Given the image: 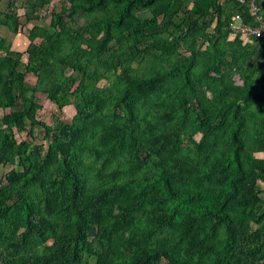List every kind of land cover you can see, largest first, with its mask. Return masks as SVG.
Segmentation results:
<instances>
[{"label": "trees", "instance_id": "trees-1", "mask_svg": "<svg viewBox=\"0 0 264 264\" xmlns=\"http://www.w3.org/2000/svg\"><path fill=\"white\" fill-rule=\"evenodd\" d=\"M65 1L27 2L26 62L0 35V264H264V52L232 28L258 1ZM3 16L19 33L15 0ZM28 75L73 113L37 142Z\"/></svg>", "mask_w": 264, "mask_h": 264}, {"label": "rangeland", "instance_id": "rangeland-1", "mask_svg": "<svg viewBox=\"0 0 264 264\" xmlns=\"http://www.w3.org/2000/svg\"><path fill=\"white\" fill-rule=\"evenodd\" d=\"M9 0H0V35L6 40L8 50L12 53H20L22 55L21 60L26 62V48L29 44L26 34L27 32L36 25H39V21L33 20V21H26L25 16L29 13V8L27 6V2H31V0H15L16 5H17V10H18V15H19V22H20V30L19 33L16 35H13L9 31H7L6 28H3L1 26V23L4 21L5 16H3V13L6 10V4ZM67 2L65 0H51L50 4L45 6L44 8L40 9L39 11L34 12V15H37V17L40 19L42 17H50L52 11L59 10L61 6H67ZM143 18L148 17V13H145L142 15ZM83 23L81 24V21L77 23V25H74L73 27L79 28L82 27ZM40 42V40H37L36 43ZM184 48H180L178 53H176L174 56L167 58L164 60L161 64L163 67H170L173 65V63L176 60H179L182 58L181 54H183ZM160 64V65H161ZM158 65V66H160ZM158 66L154 67L151 64L147 63H141L139 66V69H135L131 71L130 73H134L136 75H144L148 74L151 71L155 70L158 68ZM136 70V71H135ZM127 75L126 73L120 74L119 77H123ZM233 79L236 82V84H241V81L238 79L237 75H233ZM26 87L29 89L25 92V97L24 98H32L34 102L40 104L42 106V110L38 112L37 115V120L40 122L39 125H33V124H27L26 127H18V134L17 136L19 137L18 139L20 140H25V141H30L35 139V141H40L43 139V133H42V126L43 124L45 125H51L52 121L55 120V118H59L64 122H69V118L71 117L72 110L70 107H63V109L58 110L56 105H51L46 102V97L42 94L35 93L33 94L30 89L33 87L35 84V78L32 75H28L26 77ZM99 88H108V83L106 82H100L97 84ZM210 94H208L209 96ZM1 106V105H0ZM5 109V108H4ZM3 108H0V114L3 115L7 111H5ZM108 111L111 112V109ZM63 113V114H62ZM99 126H98V131H102V125L105 123L106 118H101L99 117ZM194 143H198L200 140V136H195L193 138ZM44 145L46 146V142H44ZM11 168V166H5V167H0V180L3 179L5 173H7ZM14 168L18 169V166L15 165ZM262 188H264V185H261ZM264 198V195L261 196Z\"/></svg>", "mask_w": 264, "mask_h": 264}, {"label": "built area", "instance_id": "built-area-1", "mask_svg": "<svg viewBox=\"0 0 264 264\" xmlns=\"http://www.w3.org/2000/svg\"><path fill=\"white\" fill-rule=\"evenodd\" d=\"M257 1L258 0H250V7L252 8V12L254 14L258 13V8L256 6ZM232 20L235 21L236 19L233 18ZM256 20L257 25L254 27H250L244 24H234L232 28L235 31L239 32L241 37L248 40V42H250V39L264 40V17L257 14Z\"/></svg>", "mask_w": 264, "mask_h": 264}, {"label": "crops", "instance_id": "crops-1", "mask_svg": "<svg viewBox=\"0 0 264 264\" xmlns=\"http://www.w3.org/2000/svg\"><path fill=\"white\" fill-rule=\"evenodd\" d=\"M259 7L261 9L262 15H264V0H258ZM249 45L251 46V56L252 60H255L258 56V54L263 51L264 52V47H262L258 41L251 40ZM258 66L260 67L261 70L264 69V57L258 61Z\"/></svg>", "mask_w": 264, "mask_h": 264}]
</instances>
